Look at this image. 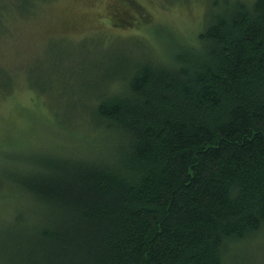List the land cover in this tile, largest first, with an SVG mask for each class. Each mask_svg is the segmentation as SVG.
I'll return each mask as SVG.
<instances>
[{"label":"trees","instance_id":"obj_1","mask_svg":"<svg viewBox=\"0 0 264 264\" xmlns=\"http://www.w3.org/2000/svg\"><path fill=\"white\" fill-rule=\"evenodd\" d=\"M211 2L91 95L85 152L11 177L34 208L0 264H224L264 232V0Z\"/></svg>","mask_w":264,"mask_h":264},{"label":"rangeland","instance_id":"obj_2","mask_svg":"<svg viewBox=\"0 0 264 264\" xmlns=\"http://www.w3.org/2000/svg\"><path fill=\"white\" fill-rule=\"evenodd\" d=\"M211 1L0 0V248L20 239L34 208L11 177L38 170L44 156L85 152L91 95L116 84L123 62L194 43ZM117 9L125 21L114 23ZM224 264H264V232L229 246Z\"/></svg>","mask_w":264,"mask_h":264},{"label":"flooded vegetation","instance_id":"obj_3","mask_svg":"<svg viewBox=\"0 0 264 264\" xmlns=\"http://www.w3.org/2000/svg\"><path fill=\"white\" fill-rule=\"evenodd\" d=\"M124 12L123 10H114L113 14H112V19L114 20V23H118L120 21H125L127 16H123Z\"/></svg>","mask_w":264,"mask_h":264}]
</instances>
